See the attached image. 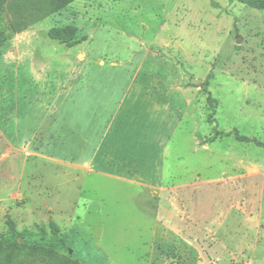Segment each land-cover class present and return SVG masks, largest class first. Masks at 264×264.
<instances>
[{
	"label": "rangeland",
	"instance_id": "rangeland-1",
	"mask_svg": "<svg viewBox=\"0 0 264 264\" xmlns=\"http://www.w3.org/2000/svg\"><path fill=\"white\" fill-rule=\"evenodd\" d=\"M33 13L14 33L0 11V233L43 230L81 264H264V11Z\"/></svg>",
	"mask_w": 264,
	"mask_h": 264
},
{
	"label": "trees",
	"instance_id": "trees-1",
	"mask_svg": "<svg viewBox=\"0 0 264 264\" xmlns=\"http://www.w3.org/2000/svg\"><path fill=\"white\" fill-rule=\"evenodd\" d=\"M73 0H49L46 9H43L41 0H0V11H8L15 18L13 21V32L18 33L27 29L35 23L37 19L33 17V11L37 12V17H47ZM247 5L255 6L264 11V0H236ZM35 18V17H33ZM19 21V22H18ZM21 24L19 26L18 24ZM4 35L0 32V46L4 42ZM208 94L207 102L213 103L206 87L204 88ZM236 139L240 142H253L261 145L255 139L249 140L247 137L236 135ZM7 230L0 233V264H81L78 261L56 251L55 246L45 240L43 230L37 231H18L14 222L7 217ZM51 233L56 235L57 227L51 223Z\"/></svg>",
	"mask_w": 264,
	"mask_h": 264
},
{
	"label": "water",
	"instance_id": "water-1",
	"mask_svg": "<svg viewBox=\"0 0 264 264\" xmlns=\"http://www.w3.org/2000/svg\"><path fill=\"white\" fill-rule=\"evenodd\" d=\"M192 83H193L194 85H198V84L200 83V81H194V80H192Z\"/></svg>",
	"mask_w": 264,
	"mask_h": 264
}]
</instances>
